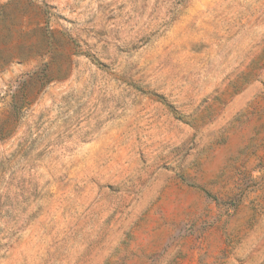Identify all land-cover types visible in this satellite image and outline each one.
I'll return each mask as SVG.
<instances>
[{
	"label": "rangeland",
	"instance_id": "1",
	"mask_svg": "<svg viewBox=\"0 0 264 264\" xmlns=\"http://www.w3.org/2000/svg\"><path fill=\"white\" fill-rule=\"evenodd\" d=\"M0 264H264V0H0Z\"/></svg>",
	"mask_w": 264,
	"mask_h": 264
}]
</instances>
